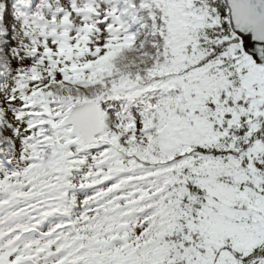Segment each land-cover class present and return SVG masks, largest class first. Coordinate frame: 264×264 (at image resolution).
Listing matches in <instances>:
<instances>
[{"label": "snow or ice", "instance_id": "snow-or-ice-1", "mask_svg": "<svg viewBox=\"0 0 264 264\" xmlns=\"http://www.w3.org/2000/svg\"><path fill=\"white\" fill-rule=\"evenodd\" d=\"M0 264H264V0H0Z\"/></svg>", "mask_w": 264, "mask_h": 264}]
</instances>
